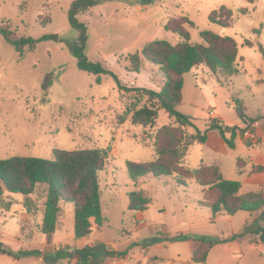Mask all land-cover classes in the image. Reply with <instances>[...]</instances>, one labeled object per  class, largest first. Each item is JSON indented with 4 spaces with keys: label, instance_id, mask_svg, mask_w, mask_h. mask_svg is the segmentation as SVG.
Instances as JSON below:
<instances>
[{
    "label": "rangeland",
    "instance_id": "rangeland-1",
    "mask_svg": "<svg viewBox=\"0 0 264 264\" xmlns=\"http://www.w3.org/2000/svg\"><path fill=\"white\" fill-rule=\"evenodd\" d=\"M73 1L0 0V26L9 25L17 37H49L37 43L34 50L25 47L20 56L0 33V160L15 156L51 160L54 149H105L111 145L113 152L100 174L107 223L101 228L94 226L89 239L76 241L74 208L63 204L61 223L54 234L46 235L40 232L46 186L38 185L31 196L30 212L23 195L5 192L0 198V245L5 251L0 250V264H73L59 259L57 250L76 248L92 240L128 253L126 259L108 264H187L192 260L195 237H228L241 233L255 220L256 226H263V214L251 221L247 212L234 216L221 212L213 218L211 210L201 205L207 199L195 182H188L184 188L171 177L147 176L137 182L129 178L126 162L153 160L154 134L176 123L161 109L154 128L133 125L126 111L147 105L148 97L141 92L121 91L109 75L98 83L95 75L78 68L71 52L78 32L68 19ZM221 7L232 11V21L226 28L209 20ZM241 9L248 13L241 14ZM77 18L87 26L89 60L103 64L127 87L157 92L166 81L160 68L145 60L139 73L132 72L129 56L149 41L177 44L181 38L164 28L170 20L192 21L193 27L188 23L185 26L194 44L204 43L202 31L234 38L239 66L244 70L223 78L213 76L205 66L195 68V76H188L186 84L191 101L185 100L179 112L192 117L196 128H205L209 126L208 112L214 110L227 128L235 129L240 119L235 104L241 100L247 116L264 124V0H102ZM254 124L247 129L262 126ZM194 131L187 129L188 133ZM211 136L208 146L191 148L185 166L197 168L202 162H216L213 155L218 142ZM262 138L260 151L264 153V130ZM239 152L231 155L242 158ZM225 175L239 181L244 177L230 159ZM132 191H142L151 199L145 212L146 225L138 229L136 213L129 210L128 193ZM25 214H29L27 221ZM180 236L187 239L174 240ZM152 238L160 240L145 253L143 245ZM21 251L44 253L17 257ZM149 259L161 262L150 263ZM207 264H264V244L255 246L245 237L218 246L211 251Z\"/></svg>",
    "mask_w": 264,
    "mask_h": 264
},
{
    "label": "trees",
    "instance_id": "trees-1",
    "mask_svg": "<svg viewBox=\"0 0 264 264\" xmlns=\"http://www.w3.org/2000/svg\"><path fill=\"white\" fill-rule=\"evenodd\" d=\"M102 0H74L68 10V19L72 28L78 32L77 42L71 52L81 71L95 75L97 82H102L103 76H111L124 92H141L148 97V104L138 110H127L131 114L133 125L144 129L156 126L159 111L165 110L175 120L176 126H163L154 134V159L148 162L127 161L126 168L129 178L137 182L147 176L154 178L174 177L180 187H187L193 180L203 190L208 207L215 218L221 212L234 216L239 212L250 214L261 213L264 218V189L257 192L241 193L242 183L225 179L218 166H200L191 169L184 164L190 148L196 143H206L208 132L219 131L223 140L230 148L234 147L231 140L226 139L222 125L214 123L204 133L198 130L193 119L179 112L178 108L183 100L184 76L195 68L205 66L213 76L231 78L240 73L239 49L234 38L220 36L211 31H202L203 44L191 42V35L186 23L192 27L194 23L187 19L170 20L165 30L177 34L181 40L173 45L166 40H154L145 43L141 51L130 55V71L139 73L144 61L158 66L166 81L160 91L137 87H127L121 83L118 76L107 69L100 62L89 60L86 55L88 30L87 26L78 20V15L96 6ZM254 3V0H247ZM224 12V13H223ZM246 15L247 9H241ZM209 20L221 27H229L232 21V11L221 7L214 11ZM0 33L22 56L25 47L34 50L39 40L17 37L9 25H1ZM244 70V69H243ZM156 102L160 106H157ZM238 117L247 126L260 119H251L246 114L244 102L239 100L235 104ZM124 116L121 120H124ZM191 129L194 133H188ZM231 133H235L232 129ZM147 139V136L143 138ZM109 145L105 149L82 150H53V159L39 157L15 156L0 160V198L5 192L23 195L26 199L25 207L30 212L29 203L38 185L46 186V199L43 208V219L40 232L46 235L54 234L57 230L63 204L74 208V236L75 240L89 239L96 226L101 228L107 223L103 215L102 191L100 174L112 154ZM262 166L254 168L253 172H261ZM129 210L134 213L144 212L149 208L151 199L142 191L128 193ZM250 237L251 241L264 244V225L256 226V220L247 223L245 229L238 234L228 237H195L193 238L192 260L187 264H207L212 249L218 245L227 244ZM177 237L174 240H186ZM159 238H152L143 245V249L159 242ZM59 259H67L73 264H108L116 260H124L126 251H118L102 241H93L82 247H68L57 250ZM44 253L43 251H21L17 257H32ZM161 262L160 259H149Z\"/></svg>",
    "mask_w": 264,
    "mask_h": 264
},
{
    "label": "crops",
    "instance_id": "crops-1",
    "mask_svg": "<svg viewBox=\"0 0 264 264\" xmlns=\"http://www.w3.org/2000/svg\"><path fill=\"white\" fill-rule=\"evenodd\" d=\"M190 75H193V77H194L195 73L191 72V73H188L184 76L183 100H182L181 106L184 104L185 100L191 101L190 93H189V91L186 90L187 78ZM190 92H191V90H190ZM179 108H178V110H179ZM217 118L221 122V125L225 129L226 139L231 140L234 144V147L230 148L228 146V144L221 137L219 131L212 130V131L208 132V140L206 143H196L191 148H193L197 144H204L205 146H208V144H210L209 143L210 142V135H212L211 137L214 136L215 141L218 142V149H215V153L213 155L214 161H216V162L212 165L211 164L207 165V164H204V162H202V164H199L198 167H200L202 165H204V166H213V165L218 166L221 173L223 174L224 178L228 179V180H232V178H230V177L227 178L225 175V166L227 163V159H230L231 163L236 162V164L238 165V174L240 176H244L243 179L240 180V182L242 183V188H241L242 194L248 193V192H257L261 189H264V153L262 151H260V146H262V144H263L262 136H263L264 124L261 121H258L256 123L258 125H259V123H261V125H262L261 127H258L257 129H253V127L247 129L248 128L247 125L244 124L241 119H238V121L235 123L236 127L234 129L232 127L227 128V126L224 122L225 120L221 116L218 115ZM193 123L196 124L194 119H193ZM208 128H209V126L206 125L205 128H197V129L200 130L202 133H204ZM232 129L235 130V133H231ZM214 131H217L218 133L214 132ZM248 134L252 135V136L249 137ZM191 148H190V150H191ZM190 150H189V152H190ZM238 150L240 151L239 155L243 156L242 158H239L236 155H231V154H234V152H236ZM189 152H188V154H189ZM188 154H187V156H188ZM187 156H186V158H187ZM257 166H262L263 170L261 172H253L254 168ZM191 169H195V168H191ZM170 177L172 179H174V177H172V176H170ZM236 181H239V180H236ZM189 182H194V181L191 180ZM199 190L202 194V197L205 198L203 190L201 188H199ZM146 211L136 213L135 217H136L137 221L139 222L136 229L146 225V220H145V212ZM258 214H261V213H255V214L249 213V220L248 221L257 219L256 216ZM23 217L27 221V218H29V214H25V215H23ZM62 218H63V210H62V213L60 215L58 225L61 223ZM42 219H43V217H42ZM73 221H74V218H73ZM73 231H74V224H73ZM241 240H238V241H241ZM249 240H250L251 244H254L255 246L260 245V243L257 244V243L252 242L250 237H249ZM78 241H81V240H78ZM92 242H93V240L89 244H91ZM227 244H229V243H227ZM85 245H87V244H81L78 247H82ZM222 245H225V244H222ZM218 246H221V245H218ZM218 246H216V247H218ZM216 247H214V248H216ZM192 250H193V242H192ZM146 251L147 250L144 249L145 253H147ZM207 262H208V260H207Z\"/></svg>",
    "mask_w": 264,
    "mask_h": 264
},
{
    "label": "built area",
    "instance_id": "built-area-1",
    "mask_svg": "<svg viewBox=\"0 0 264 264\" xmlns=\"http://www.w3.org/2000/svg\"><path fill=\"white\" fill-rule=\"evenodd\" d=\"M214 123H218L219 125H221V122L218 120L217 115L215 113L214 110H210L208 112V124L209 126L214 124ZM249 135V134H248ZM252 135H249V137H251Z\"/></svg>",
    "mask_w": 264,
    "mask_h": 264
},
{
    "label": "water",
    "instance_id": "water-1",
    "mask_svg": "<svg viewBox=\"0 0 264 264\" xmlns=\"http://www.w3.org/2000/svg\"><path fill=\"white\" fill-rule=\"evenodd\" d=\"M2 248H3V246H2V245H0V250H1L3 253H5V251H3V250H2Z\"/></svg>",
    "mask_w": 264,
    "mask_h": 264
}]
</instances>
